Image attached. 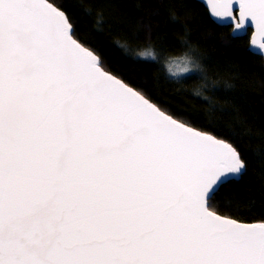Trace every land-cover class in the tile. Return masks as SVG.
<instances>
[{
  "label": "snow or ice",
  "instance_id": "1",
  "mask_svg": "<svg viewBox=\"0 0 264 264\" xmlns=\"http://www.w3.org/2000/svg\"><path fill=\"white\" fill-rule=\"evenodd\" d=\"M209 2L264 38V0ZM245 171L106 71L50 0H0V264H264V220L216 210Z\"/></svg>",
  "mask_w": 264,
  "mask_h": 264
},
{
  "label": "trees",
  "instance_id": "2",
  "mask_svg": "<svg viewBox=\"0 0 264 264\" xmlns=\"http://www.w3.org/2000/svg\"><path fill=\"white\" fill-rule=\"evenodd\" d=\"M62 10L75 38L105 70L140 91L165 113L237 149L245 174L217 194L218 214L246 223L264 220V58L249 49V33L233 38L194 0H50ZM126 42L127 48L119 43ZM153 45L157 62L135 58ZM192 55L204 72L179 79L162 63ZM203 91L208 99L192 95Z\"/></svg>",
  "mask_w": 264,
  "mask_h": 264
},
{
  "label": "clouds",
  "instance_id": "3",
  "mask_svg": "<svg viewBox=\"0 0 264 264\" xmlns=\"http://www.w3.org/2000/svg\"><path fill=\"white\" fill-rule=\"evenodd\" d=\"M120 47L127 48L126 42L119 43ZM195 51L193 47L186 50L178 59L168 58L162 63L166 74L173 79H179L184 74L189 72H204V66L202 63L197 61L192 53ZM135 58L142 60H150L152 62H157V54L153 45L149 44L145 48L138 49L134 53ZM206 87L203 83L200 88L195 89L192 95L198 96L204 99H208L207 94L203 89Z\"/></svg>",
  "mask_w": 264,
  "mask_h": 264
},
{
  "label": "water",
  "instance_id": "4",
  "mask_svg": "<svg viewBox=\"0 0 264 264\" xmlns=\"http://www.w3.org/2000/svg\"><path fill=\"white\" fill-rule=\"evenodd\" d=\"M198 3H200L207 11L208 16L210 17L211 21H213L216 25L218 26H228L231 28L230 34L232 35L233 38L234 35V31H235V20H232L231 17L228 18H221V17H216L213 15L212 13V9H211V5L209 0H194ZM236 20L239 19V12L238 9L237 11L234 13ZM227 19L229 22L228 23H224V20ZM73 29V28H72ZM250 31L251 33L249 34V44H248V49L249 51L253 54V55H257V56H262L264 57V50H261L259 48V43L261 42L262 38L255 30L254 27H249L247 32ZM247 35V34H246ZM243 35L242 37L246 36ZM240 38V37H239ZM111 74V73H110ZM113 75V74H112ZM116 77V76H115ZM129 86V85H128ZM134 89V88H133ZM167 114V113H166ZM180 122V121H179ZM197 130V129H196ZM226 142V141H225Z\"/></svg>",
  "mask_w": 264,
  "mask_h": 264
},
{
  "label": "flooded vegetation",
  "instance_id": "5",
  "mask_svg": "<svg viewBox=\"0 0 264 264\" xmlns=\"http://www.w3.org/2000/svg\"><path fill=\"white\" fill-rule=\"evenodd\" d=\"M231 29V28H230ZM248 33L250 34L251 32L250 31H248ZM262 57V56H261ZM264 58V57H263Z\"/></svg>",
  "mask_w": 264,
  "mask_h": 264
},
{
  "label": "rangeland",
  "instance_id": "6",
  "mask_svg": "<svg viewBox=\"0 0 264 264\" xmlns=\"http://www.w3.org/2000/svg\"><path fill=\"white\" fill-rule=\"evenodd\" d=\"M187 74V73H186Z\"/></svg>",
  "mask_w": 264,
  "mask_h": 264
}]
</instances>
